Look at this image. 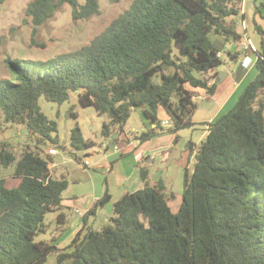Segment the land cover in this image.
<instances>
[{
	"label": "trees",
	"instance_id": "trees-1",
	"mask_svg": "<svg viewBox=\"0 0 264 264\" xmlns=\"http://www.w3.org/2000/svg\"><path fill=\"white\" fill-rule=\"evenodd\" d=\"M242 2L133 0L77 50L43 62L6 59L15 79H0V122L25 126L38 146L56 131L39 98L60 104L73 92L104 118L100 134L114 145L126 142L125 127L136 110L156 128L142 132L139 142L161 129L159 109L172 133L189 129L195 125L194 90L215 92L206 76L222 65L218 53L227 42L243 38L236 19ZM64 5L74 20L99 12L98 0H31L24 21L37 29ZM263 7L255 6V16L262 17ZM253 23L261 37L256 77L229 111L208 124L199 145L187 143L194 164L184 174L176 213L168 205L174 193L162 181L151 183L141 168L143 188L115 201L100 230L86 219L109 203L107 192L83 216L69 251L34 242L45 231V215L61 209L67 180L53 178L39 152L26 148L16 158L0 144V165L14 167L10 178H0V264H45L53 255L55 264H264V29ZM242 74L238 70L236 80ZM70 145L78 152L93 142L74 127ZM65 220L58 213V224Z\"/></svg>",
	"mask_w": 264,
	"mask_h": 264
},
{
	"label": "rangeland",
	"instance_id": "rangeland-1",
	"mask_svg": "<svg viewBox=\"0 0 264 264\" xmlns=\"http://www.w3.org/2000/svg\"><path fill=\"white\" fill-rule=\"evenodd\" d=\"M30 1L6 0L0 3V79L7 77L10 80L15 79L5 65L6 59L43 62L88 44L95 36L104 31L111 21L128 9L133 0H98V14L77 20L72 18L71 6L64 5L52 18L37 29L33 27L30 20L24 21L23 17L24 10ZM76 1L78 4H83L85 0ZM259 3L260 0H243L240 14L236 18L239 20L237 31L242 36L244 28H247L250 37L257 36L254 32L252 18L259 24V20L254 17L255 6H258ZM245 13L244 22L242 18ZM231 49L232 44L227 42L221 53L222 65L217 68L220 72H228L232 69L233 62L229 56ZM251 57L253 59V54ZM254 73L248 75L246 84L256 77ZM199 91L204 95V90ZM243 91L242 89L240 93L242 94ZM198 103L201 106L203 100L199 99ZM235 103L228 106L227 109H231ZM38 104L45 116L56 123V131L51 135V140H46L45 143L37 146L36 136H31L25 126L1 121L0 144H7L6 147L13 152L16 158L20 157L26 148L39 152L40 156L48 162L53 178L60 179L63 176L67 180L68 186L62 194L63 200H72L74 197L84 199L85 195L93 191L92 186L85 180H79L76 183L74 178H79V172L76 174V171L78 169L85 171L83 163L85 161L92 163L96 155L91 154L100 152L101 144L106 143L100 134L104 118L97 114L94 107L82 106L78 100V94L73 92L63 103L49 102L41 97ZM139 124L140 118L133 111L127 121V128L137 127L136 125ZM74 127L80 128L84 140L93 142V145L82 149L84 154H78L79 160L74 158L77 151L70 145V132ZM205 133L203 125H198L192 130H182L180 133V143L173 152V157H177V163L174 166L171 161L167 173V187L176 196L171 202L174 209L184 191V174L186 171L190 174L193 170L194 158L189 156V151L186 148L187 143L191 140L197 145L200 144L205 139ZM50 147L57 151V155L51 157L46 154ZM13 170V166L4 168L0 165V178H10ZM90 172L92 171H86V173ZM60 212L66 216L65 223L62 225L57 222V215ZM109 215L110 211L106 206L99 207L96 214L89 217V226L94 230H100L107 223ZM43 221L45 231L38 233L34 237V242L56 244L60 251H69L67 246L71 243L77 227H81L74 225L73 208L61 206L59 211L47 213ZM45 264H55V256H49Z\"/></svg>",
	"mask_w": 264,
	"mask_h": 264
},
{
	"label": "crops",
	"instance_id": "crops-1",
	"mask_svg": "<svg viewBox=\"0 0 264 264\" xmlns=\"http://www.w3.org/2000/svg\"><path fill=\"white\" fill-rule=\"evenodd\" d=\"M260 2L264 5V0H260ZM261 13L262 17L259 18L258 16H255V14L254 17L259 20V25L264 29V7L262 8ZM245 16L246 13L243 15L244 18H242L244 19V22ZM252 19L254 20V18ZM254 32L256 31L254 30ZM256 34L257 36L250 37L249 34L248 36L255 49L260 50L261 37L257 32ZM229 42L232 44V49L229 50V56L233 62L232 69L228 72H220V70L216 69L208 73L206 77L211 78L208 85L211 86L214 83L216 84V90L212 95H209L206 92L202 95L201 91H199L202 89L194 90L195 95L193 96V102L196 103L197 109L192 116V122L195 125L188 130L195 129L198 125H203L206 129L208 124L213 123L221 115L230 110L227 109L228 106H231L238 100V97L241 94L240 91L242 89L244 90L251 82L250 81L246 84V79L250 73L252 74L256 70V54L250 50L242 49V39L238 42ZM252 54L254 56L253 59L251 57ZM238 70H242L243 74L239 80H236ZM254 74L256 76L257 70ZM199 99L203 100L201 106L198 103ZM135 115L140 118V124L136 125L137 127L131 128H127L126 125V142L119 145L118 150H114L109 140H105V142L111 144V146L107 149L101 148L100 152L92 153L91 155H96L94 161L92 163L88 161V167L83 166L85 171L80 169L76 171V174L79 172V178L75 177L74 181L76 183H78L77 181L79 180L87 181L89 185L92 186L93 191L88 195H85V197L83 196L84 199L74 197L72 200L64 199L62 201V207L68 206L73 208L75 226H82V220L85 213L95 205L105 192L110 195V201L104 206H106L111 212L112 204L122 195L142 189L143 182L140 175L141 168L148 170L149 181L151 183L162 181L167 192H172L167 187V173L170 169L171 161L174 166L177 163V157H173V152L180 143V133L182 130L172 133L170 131L171 125L165 111L159 109L158 118L161 121V129H157L158 133L153 138L144 142H139L136 138L139 137L142 132L147 131V129L155 128V125H149V123L142 120L143 117L141 110H136ZM185 130L186 129H184V131ZM188 142L193 143L191 140ZM195 145L197 146V144ZM80 154H84V152L82 151ZM189 156L191 158L190 151ZM86 171L92 172L86 173ZM175 198L176 196L174 194V197L168 202L173 213L178 211L181 204L180 197L179 202L175 204V209L172 208L171 202ZM76 210L78 213H76ZM95 214L91 216H94ZM89 217L90 216L86 219L88 225ZM79 229L80 227H77L75 234Z\"/></svg>",
	"mask_w": 264,
	"mask_h": 264
},
{
	"label": "built area",
	"instance_id": "built-area-1",
	"mask_svg": "<svg viewBox=\"0 0 264 264\" xmlns=\"http://www.w3.org/2000/svg\"><path fill=\"white\" fill-rule=\"evenodd\" d=\"M243 13L244 12H243V9H242V14ZM242 24H244V23L242 22ZM242 42H243L242 49H244V50H250L251 52H255L256 51V49H255V47H254L251 39L249 38V36H248L245 28H244V35H243V38H242ZM218 56H221V53H218ZM109 146H111V144H108V143L101 144V148H103V149H107V148H109ZM112 148L114 150H118L119 149L118 148V145H114V144H112ZM46 154L48 156H55V155H57V151L54 148L50 147V148L47 149ZM83 166L84 167H88L89 166V162L88 161H85L83 163ZM76 213H78L77 210H76Z\"/></svg>",
	"mask_w": 264,
	"mask_h": 264
},
{
	"label": "water",
	"instance_id": "water-1",
	"mask_svg": "<svg viewBox=\"0 0 264 264\" xmlns=\"http://www.w3.org/2000/svg\"><path fill=\"white\" fill-rule=\"evenodd\" d=\"M82 152V150L78 151L77 154H80Z\"/></svg>",
	"mask_w": 264,
	"mask_h": 264
}]
</instances>
